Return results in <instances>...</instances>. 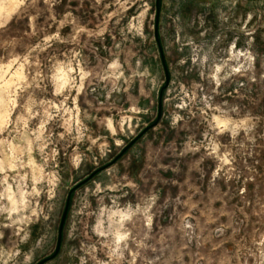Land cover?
Segmentation results:
<instances>
[{"label": "rangeland", "instance_id": "obj_1", "mask_svg": "<svg viewBox=\"0 0 264 264\" xmlns=\"http://www.w3.org/2000/svg\"><path fill=\"white\" fill-rule=\"evenodd\" d=\"M42 261L264 264V0H0V264Z\"/></svg>", "mask_w": 264, "mask_h": 264}, {"label": "water", "instance_id": "obj_2", "mask_svg": "<svg viewBox=\"0 0 264 264\" xmlns=\"http://www.w3.org/2000/svg\"><path fill=\"white\" fill-rule=\"evenodd\" d=\"M155 36H156V31H155ZM164 73H165V81H166V84L168 83V75H167V71L164 67ZM160 112H161V102L159 101V106H158V117L160 116ZM134 141H132L129 145H131ZM126 146L121 152H120V155L117 157L119 158L123 152L129 147ZM94 176V174L91 175V177ZM85 182V181H84ZM67 210H68V202L66 203V206H65V209L63 211V214H62V217H61V220H60V223H59V227H58V237H57V243H56V250H55V253L54 255L51 257V258H54L57 253L59 252V249H60V243H61V234H62V228H63V224H64V221H65V217H66V214H67ZM45 261H42L38 264H43Z\"/></svg>", "mask_w": 264, "mask_h": 264}, {"label": "trees", "instance_id": "obj_3", "mask_svg": "<svg viewBox=\"0 0 264 264\" xmlns=\"http://www.w3.org/2000/svg\"><path fill=\"white\" fill-rule=\"evenodd\" d=\"M147 131H148V130H146L145 133H146ZM143 135H144V134H143ZM143 135H141V136H143ZM139 138H140V137H138V139L134 140V142H133L131 145H129V147L123 152V154H125V153L127 152V150H128V149H129V148H130V147H131V146H132L137 140H139ZM123 154H122V155H123ZM122 155H121V156H122ZM119 158H120V157H119ZM119 158H118V159H119Z\"/></svg>", "mask_w": 264, "mask_h": 264}]
</instances>
